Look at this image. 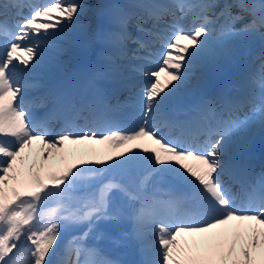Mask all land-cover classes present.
I'll list each match as a JSON object with an SVG mask.
<instances>
[{
    "label": "snow or ice",
    "instance_id": "obj_1",
    "mask_svg": "<svg viewBox=\"0 0 264 264\" xmlns=\"http://www.w3.org/2000/svg\"><path fill=\"white\" fill-rule=\"evenodd\" d=\"M109 7L111 26L92 40L110 51L89 88L54 85L30 97L42 87L32 75L44 49L84 5L0 3V264H126L87 241L121 247L129 237L140 244L139 264H264V172L243 163L239 136L264 126V58L246 77L251 96L225 88L180 104L199 69L223 70L247 38L264 39V0ZM9 8L20 17L11 23ZM189 17L186 30L180 22ZM105 79L110 92L95 83ZM121 90L129 93L123 101ZM125 221L130 232L105 227ZM77 227L84 230L60 243Z\"/></svg>",
    "mask_w": 264,
    "mask_h": 264
},
{
    "label": "bare ground",
    "instance_id": "obj_2",
    "mask_svg": "<svg viewBox=\"0 0 264 264\" xmlns=\"http://www.w3.org/2000/svg\"><path fill=\"white\" fill-rule=\"evenodd\" d=\"M47 0H45V3ZM81 4L84 5V10L78 15L76 19H74L71 24H68L62 32H58L57 38L54 41L55 46L53 47L55 49V54H58L60 58L59 65H62L63 63H67L70 55V47L75 46L77 50H79L80 57H83L84 59L81 61L73 59L72 62H79L76 65H69L70 66V72L69 75L66 76L65 78H60L58 77L59 73L58 72H52L50 63L48 61V53L50 51V48L44 49V56L43 60L41 63V66L35 70V72L32 75V81L36 83H44V87H50L51 85H66L70 84L72 87H76L78 89H85L89 88V85L85 86L86 81L89 79V76L87 75L86 71V65L90 64L92 65L93 63L96 64L97 62H102L101 54L103 52H107L101 48L102 43L99 42V40H92V37L94 33L100 32L103 29H106L111 26L110 24V18H111V10H110V5L113 4H121L127 6L129 3V0H79ZM32 3H41L40 0H32ZM104 5L105 7L101 8L100 6ZM25 12V11H23ZM9 14V12H8ZM83 18V19H82ZM17 20V18L15 19ZM14 22V21H13ZM75 23H81L83 32L77 31V28L74 26ZM132 24V23H131ZM186 23H184L185 25ZM187 26H190L192 24V21H187ZM130 28L133 26L130 25ZM184 27V26H183ZM219 27V25H218ZM129 28V29H130ZM186 30L189 27H184ZM258 37V36H255ZM60 43H64L63 46H60ZM59 47V49L56 51V47ZM264 45L261 46L263 50L257 52L254 54V58L257 55H261L264 53ZM129 49H132L135 47L134 45L129 44L128 45ZM64 57V59H62ZM236 58H234L233 63H235ZM127 61H122L121 64H126ZM139 63V62H137ZM231 62V64H233ZM57 65V66H59ZM236 68V67H234ZM244 68V67H243ZM250 68V69H249ZM199 70H202V73H197V75L201 78L206 77L205 79L212 80L210 78H214L216 75L217 77H223V74L225 73L224 68L223 70L218 71L217 69L211 67V66H206L204 68H201ZM250 70H255L253 67H248L247 70L244 73H241L240 77H237V75L234 77L233 81H236L235 83H242L241 87V93L237 96H234V98H241V97H246V96H251L253 94V91L250 90V87L247 86L246 84V77L249 73ZM79 75L80 78L75 77V75ZM135 75V74H133ZM213 76V77H212ZM136 77V76H135ZM216 77V78H217ZM245 78V82L243 79ZM48 80H52V82H47ZM146 80L143 79L140 83H143ZM241 82V83H240ZM139 83V84H140ZM236 85V84H234ZM244 90H247L245 93ZM252 89V88H251ZM202 90V88L197 84V80L193 78L191 80V83L186 86L185 89L182 90V95H187L188 94H197ZM44 92L40 93L42 95ZM211 97L217 96L216 93L214 94H206ZM245 95V96H244ZM246 111L248 108H244ZM243 109V110H244ZM124 119V118H121ZM239 136H243L244 140L243 143L245 144V148L250 146L253 141L256 139H261L264 143V126L260 125L259 123H255L251 126L249 131L247 133H240ZM236 139V137H234ZM98 149H101L102 151L99 153L100 155H103L104 152L103 150L105 149V146L101 145H96L94 146ZM262 162L264 163V155ZM108 227L109 230L111 231V234L113 236H116L119 234V232L124 231V232H130L132 228V224L129 221H125L121 224L118 225H111V226H105ZM152 227V226H151ZM71 236H66L64 237L62 235V239L60 243H64L68 239H70ZM103 242L104 247H109L110 241L108 239H103L100 240ZM109 242V243H108ZM147 242L155 244L156 243V235L155 233H151L147 237ZM131 243V251L128 254L129 259L134 260V259H142V253L140 251V244L139 242L132 238L129 237L126 241L125 247H130ZM112 250V248L110 249Z\"/></svg>",
    "mask_w": 264,
    "mask_h": 264
},
{
    "label": "rangeland",
    "instance_id": "obj_3",
    "mask_svg": "<svg viewBox=\"0 0 264 264\" xmlns=\"http://www.w3.org/2000/svg\"><path fill=\"white\" fill-rule=\"evenodd\" d=\"M74 26L77 28V31L83 32V28H82L81 23H75ZM240 26L241 25H239V24L237 25V27H240ZM217 28H218V25H217ZM262 31H264V30H262ZM63 45H64V43H60V46H63ZM262 45H264V39H261L259 36L258 37L253 36V37L247 38L246 46L240 50L239 54L236 56L235 61L239 62L244 58L249 59L254 53L257 52V49L259 47H261ZM60 46L56 47L57 48L56 51L59 49ZM77 53H78L77 48L74 46H71L70 47V55H69V57H67V59H68L67 63L62 62V64H65L64 67H68L66 64H69L73 57L78 58ZM58 57H59V55L55 54V49L53 47L50 48V51L48 53V61L50 62V65H52V66L57 65V63H59L61 61L60 58H58ZM62 59H64V57H62ZM230 64H228L224 69L225 70L230 69L231 68ZM198 73L199 74L202 73V70H199ZM202 82H203V78L200 77L199 84L201 85ZM190 83H191V81H190Z\"/></svg>",
    "mask_w": 264,
    "mask_h": 264
}]
</instances>
